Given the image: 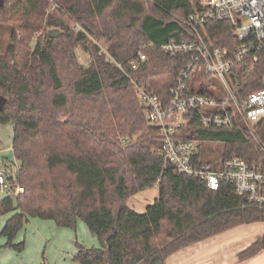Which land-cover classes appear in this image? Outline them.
Segmentation results:
<instances>
[{
    "label": "trees",
    "instance_id": "1",
    "mask_svg": "<svg viewBox=\"0 0 264 264\" xmlns=\"http://www.w3.org/2000/svg\"><path fill=\"white\" fill-rule=\"evenodd\" d=\"M199 9V0H3L0 124L12 126L16 182L23 187L0 199V217L9 215L0 230L3 245L23 249L14 238L30 217L71 228L81 220L99 246L79 243L78 264H149L155 257L165 264L183 246L264 222V208L231 182L210 189L164 163L156 151L159 130L145 119L131 83L152 88L167 104L191 52L169 54L161 46L190 39L173 15ZM218 24L205 27L213 44ZM137 51L146 59L133 69ZM189 116L179 135L197 141L195 161L212 164L201 145L219 142V159L237 155L264 171V152L241 125L206 127ZM255 131L264 143V120ZM153 186L158 195L144 211L128 206L131 195ZM262 250L264 232L238 258Z\"/></svg>",
    "mask_w": 264,
    "mask_h": 264
},
{
    "label": "built area",
    "instance_id": "2",
    "mask_svg": "<svg viewBox=\"0 0 264 264\" xmlns=\"http://www.w3.org/2000/svg\"><path fill=\"white\" fill-rule=\"evenodd\" d=\"M199 5V11L186 17L173 15L191 38L170 40L161 46L169 54L191 52L169 88L167 104L152 88L135 79L131 83L145 119L159 130L156 151L164 163L177 173L204 181L210 189L231 182L247 202L264 208V171L237 155L219 159L216 166L195 161L197 141L179 135L181 126L195 113L206 127L229 129L241 125L264 152V143L255 133L264 120V0H199ZM213 21L221 23L214 25V44L205 32ZM75 28L80 26L75 24ZM217 34L221 35L220 43L215 41ZM145 59V54L137 51L131 68H137ZM198 76L205 82L202 89L208 92L197 87ZM18 167L17 160L11 169L0 167V195L23 192L16 182Z\"/></svg>",
    "mask_w": 264,
    "mask_h": 264
},
{
    "label": "rangeland",
    "instance_id": "3",
    "mask_svg": "<svg viewBox=\"0 0 264 264\" xmlns=\"http://www.w3.org/2000/svg\"><path fill=\"white\" fill-rule=\"evenodd\" d=\"M77 55L80 62L84 64L88 62V57L82 50L77 49ZM197 80V87L201 90L205 82L200 76ZM11 130L9 124H0V162L5 156L8 157V161H13L9 148ZM201 148L207 149V152H204V159L212 160V164L216 166L220 150L223 148L222 144L208 142L202 144ZM2 165L1 168L6 166L8 168L5 161ZM3 197L4 195H0V199ZM146 203H151V200H147ZM5 219H7L5 215L0 217V230ZM78 221L81 222V220ZM78 221L76 227L71 228L57 226L54 221L49 219L30 217L14 238L16 243L24 242L22 250L18 251L13 247L3 245L5 240L0 236V264H78L74 259V254L79 243L88 247L99 246L98 240L90 234L85 223L82 221L79 225Z\"/></svg>",
    "mask_w": 264,
    "mask_h": 264
},
{
    "label": "crops",
    "instance_id": "4",
    "mask_svg": "<svg viewBox=\"0 0 264 264\" xmlns=\"http://www.w3.org/2000/svg\"><path fill=\"white\" fill-rule=\"evenodd\" d=\"M9 148H10V152L12 153L11 141ZM2 159L3 160L0 162V167L3 166L2 165L3 161H5V163H7L8 165V168L10 169L13 168V164L16 161V159H14L13 157V154H12L13 161H8L7 156H5ZM157 195H158V189L156 186H153L134 194L127 201V204L135 211L142 212L144 211L145 207L148 205V203H146L147 200H151L152 202L155 199V197H157ZM5 216L8 217L9 215H5ZM81 222L78 221V224L79 223L81 224ZM81 227L83 228V226ZM263 232H264V222L262 221L252 222L248 224L245 223L238 224L234 227L226 229L210 237L183 246L182 248L170 254L165 259L164 263L165 264H264V250L243 260H240L238 258V253L241 252L243 249H245L247 246H249Z\"/></svg>",
    "mask_w": 264,
    "mask_h": 264
},
{
    "label": "water",
    "instance_id": "5",
    "mask_svg": "<svg viewBox=\"0 0 264 264\" xmlns=\"http://www.w3.org/2000/svg\"><path fill=\"white\" fill-rule=\"evenodd\" d=\"M3 0H0V5H2ZM5 103V98L0 96V108L4 105ZM161 260L158 257H155L149 264H160ZM146 264V263H143Z\"/></svg>",
    "mask_w": 264,
    "mask_h": 264
}]
</instances>
